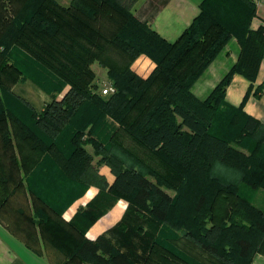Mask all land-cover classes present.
I'll list each match as a JSON object with an SVG mask.
<instances>
[{"label":"trees","instance_id":"16d2710c","mask_svg":"<svg viewBox=\"0 0 264 264\" xmlns=\"http://www.w3.org/2000/svg\"><path fill=\"white\" fill-rule=\"evenodd\" d=\"M135 1L71 0L62 5L57 0H0V137L10 145L5 124L16 125L20 158L10 172L1 169L3 185H12L3 191L0 211L7 212L11 195H27L28 205H13L8 217L25 226L28 239L39 231L60 249L65 258L58 264H196L170 245L181 237L207 253L213 264H250L256 252L264 254V207L242 195L237 183L216 176L213 166L221 162L236 167L248 185L260 180L264 187V123L244 111L247 93L238 106L225 99L234 73L252 82L259 67L264 30L250 28L255 3L202 0L198 14L168 41L133 14ZM232 36L240 45L238 59L204 98L198 97L193 84ZM19 40L63 87L70 86L60 99L56 91L61 85L53 92L50 88L53 100L42 111L29 110L28 120L42 136L2 99L7 90L5 51ZM50 40L60 42L62 59L44 46ZM142 54L155 63L146 78L130 68ZM95 61L107 67L113 80V91L107 94L92 84ZM107 120L113 134L109 144L99 138V127ZM119 131L127 136L119 137ZM124 139L136 145L135 152ZM147 153L157 156L172 176L142 169L136 161ZM94 154L101 156L99 164L110 167L111 183L92 163ZM125 157L133 161L126 164ZM254 158L259 164L248 175ZM88 184L106 196L97 214L111 198H123L128 211L144 222L146 238L158 232L143 262L103 234L87 238L81 224L94 220L87 211L70 221L62 218L74 194ZM163 186L175 187V196Z\"/></svg>","mask_w":264,"mask_h":264},{"label":"crops","instance_id":"0c3cea01","mask_svg":"<svg viewBox=\"0 0 264 264\" xmlns=\"http://www.w3.org/2000/svg\"><path fill=\"white\" fill-rule=\"evenodd\" d=\"M59 1H62L63 4L68 1L67 4H69L71 0ZM252 1L256 8L250 21V28L255 30L263 27L264 30V0ZM201 2L202 0H136L132 4L131 10L138 19L151 24L163 38L174 41L198 14ZM239 52L240 45L236 37L232 36L193 84L194 94L204 98L238 59ZM139 59H146L152 67L154 66V62L145 55H140L135 61ZM250 84L251 90L248 92ZM257 87L259 88L257 89ZM255 90L256 92H254ZM246 93L244 111L264 123V51L254 80L250 82L244 75L234 73L226 88L225 99L230 104L238 106ZM98 173L105 178L108 184L114 179L110 167L106 164L98 167ZM88 192H91L89 196H87ZM74 196L62 212V218L65 221L72 220L80 211H87L89 215H94L93 221L87 225L81 224L87 238L94 239L103 234L138 262L145 260L150 245L158 237V232L149 234L150 238H146L145 233L148 231L144 222L137 217L136 212L130 209L128 211V202L125 199L111 198L106 208L97 214L100 199L104 200L106 197L100 192L98 186L85 185ZM141 225L143 226L142 230L136 234L135 230L139 229ZM137 226L138 228H136ZM24 228L23 224L16 223L14 217H0V264H58L64 260L65 254L60 249L49 245L46 239H42L39 231L37 235L32 233L28 239L25 236ZM170 245L192 259L194 252L198 251L203 260L211 261L207 253L197 246L196 248L187 238L171 240ZM257 263L264 264V255L258 252L254 254L250 264Z\"/></svg>","mask_w":264,"mask_h":264},{"label":"rangeland","instance_id":"374dc122","mask_svg":"<svg viewBox=\"0 0 264 264\" xmlns=\"http://www.w3.org/2000/svg\"><path fill=\"white\" fill-rule=\"evenodd\" d=\"M60 4L65 5L66 2H63L57 0ZM68 3V1H67ZM66 3V5H67ZM5 5V3H4ZM5 7L8 9L11 7V5H5ZM8 17H12V15H9ZM29 45L33 46V42L28 41ZM44 46L46 48H49L51 53H53V57L56 59H62V56L60 55V49L61 46L60 42L55 40H50L48 42H45ZM8 51L6 52V63L4 66H6V72L3 74V80H6L7 84V90H3L2 92V99L4 100V104L9 106V108L13 109L25 122H27L34 130L38 132L40 136L41 133L38 131L39 129L33 126V121L28 120V113L29 110H34L35 112L42 111L44 109V106L53 100V97L50 96L51 93H48L49 89H51L50 92H53V88H59L61 85V90L58 89L56 91V98L60 99L64 93L70 89V86L68 84H65L64 87L62 86L63 83L60 79H58L55 74L53 73L52 69L45 65L43 62L38 61V58L33 56L28 48L22 44L21 40L17 41V43H14L12 46H10ZM36 48V46H34ZM59 48V49H58ZM46 50H39V52H50ZM117 55V53L115 52ZM143 55V54H142ZM146 56V55H145ZM139 57V56H138ZM137 57V58H138ZM147 57V56H146ZM47 58H51V56H47ZM136 58V59H137ZM149 58V57H148ZM121 58L117 59L120 60ZM135 59V60H136ZM150 59V58H149ZM132 60L130 63V68L135 71L138 75H140L143 78H146L151 71L155 67H152L148 60L139 59L137 61ZM151 60V59H150ZM152 61V60H151ZM10 66H12V70L9 71ZM14 67V68H13ZM92 70L94 71V77L92 84L97 86V90L102 93V90L104 87L107 86H113V80L110 79L107 67L104 65H100L97 61L93 62L91 65ZM14 69H17V72L14 74ZM56 86V87H55ZM63 87V88H62ZM208 93V92H207ZM110 120L103 123L101 127H99V138H101L103 141L107 142L108 138L111 136L112 133H110ZM6 128L8 129V133L10 135V145L8 142V145L4 144L2 141V138L0 137V200L3 199V191L5 189H8L11 183H7L5 186L3 185V182L1 181V177L3 176V170L11 171L12 169H15V166L17 164V161L20 159H17V140H16V125H14V128L10 121H7L5 124ZM119 137L127 136L123 131H119V134H117ZM128 140L124 139L123 142L131 152L136 151V145L134 143H126ZM111 143V141H108L107 144ZM111 146V145H110ZM108 148H111V147ZM11 148L13 150V153L11 152ZM87 150L94 153L93 147L90 145H87ZM120 156L123 157V155L117 151ZM142 155V154H141ZM98 158L101 159V156H96L94 154V160L92 163L97 166V168L100 165L106 164L105 162L99 164ZM132 159H129L125 157V163L130 164ZM137 164L144 170L149 169H155L158 170L161 173H164L168 175L169 177L172 176L171 171H167L165 167L162 165L160 159L152 154L147 153V155H139V160L136 161ZM259 164L258 159H255L250 162L249 168H248V175L252 174ZM3 165L6 166L3 168ZM107 165V164H106ZM17 167V166H16ZM2 169V171H1ZM112 172V171H111ZM213 173L218 176L223 181H230L235 182L239 185V191L242 195H244L247 198H250L252 202L256 206L264 207V187L261 184V181L259 180L260 184L252 187L248 185L245 181L242 180V171H240L236 167L229 166L227 164L217 162L213 166ZM113 174V173H112ZM169 193H171L173 196L176 194L175 187L170 186H163ZM91 192H88L87 196H89ZM10 199V205L7 209V212L0 211V217L7 218L10 216L11 213V207L18 206V203L27 206L28 197L24 193L20 194L17 192L16 194L11 195L9 197ZM196 247V246H195ZM175 248V247H174ZM197 248V247H196ZM179 251V250H178ZM181 252V251H180ZM257 253V252H256ZM261 253V252H258ZM263 254V253H261ZM264 255V254H263ZM254 257V256H253ZM194 261H196V264H213V261H207L206 259L203 260L202 257L198 254V251L194 252ZM258 264V263H257Z\"/></svg>","mask_w":264,"mask_h":264},{"label":"built area","instance_id":"2783aa9c","mask_svg":"<svg viewBox=\"0 0 264 264\" xmlns=\"http://www.w3.org/2000/svg\"><path fill=\"white\" fill-rule=\"evenodd\" d=\"M111 91H113V87L112 86H107V87L103 88L102 94H107V93H109Z\"/></svg>","mask_w":264,"mask_h":264}]
</instances>
